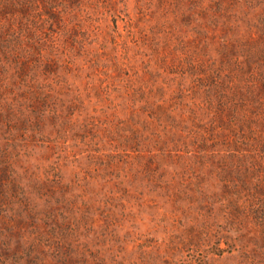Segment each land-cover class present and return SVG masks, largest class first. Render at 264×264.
<instances>
[{"label":"rangeland","instance_id":"374dc122","mask_svg":"<svg viewBox=\"0 0 264 264\" xmlns=\"http://www.w3.org/2000/svg\"><path fill=\"white\" fill-rule=\"evenodd\" d=\"M0 264H264V0H0Z\"/></svg>","mask_w":264,"mask_h":264}]
</instances>
